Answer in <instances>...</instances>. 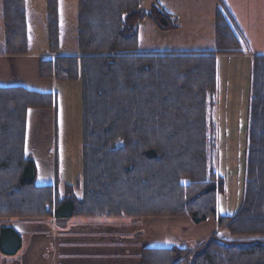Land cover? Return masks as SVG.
Instances as JSON below:
<instances>
[{"label": "trees", "instance_id": "16d2710c", "mask_svg": "<svg viewBox=\"0 0 264 264\" xmlns=\"http://www.w3.org/2000/svg\"><path fill=\"white\" fill-rule=\"evenodd\" d=\"M145 1L78 0L80 53L62 56L55 53L58 0H48L51 52L39 73L80 83L83 196H74L75 186L63 183L57 169L55 184L39 185L35 159L26 151L29 110L53 108L56 95L0 86V218L187 216L196 224L216 218L225 237L216 233L197 248L143 247L141 264H264V56L253 57L245 196L235 214L223 215L212 116L215 57L243 53V39L219 12L217 47L202 52L209 54L204 62L190 71L162 69L178 54L138 51L139 24L147 18L168 31L177 21L159 4L144 10ZM25 5L3 0L7 53L27 51ZM22 245L15 228H1L2 254L15 255Z\"/></svg>", "mask_w": 264, "mask_h": 264}, {"label": "rangeland", "instance_id": "374dc122", "mask_svg": "<svg viewBox=\"0 0 264 264\" xmlns=\"http://www.w3.org/2000/svg\"><path fill=\"white\" fill-rule=\"evenodd\" d=\"M159 4L170 12L177 21V26L171 30H159L155 24L145 18L139 24L138 51L151 53L153 56L164 53L186 54L195 52L211 51L217 47L216 15L221 12L229 20H234L233 15L226 7L223 0H146L142 8L147 10L151 5ZM27 17V46L28 50L34 52H51L50 23L51 18L48 11V0H26ZM58 46L56 55L75 56L80 53L78 39V0H58ZM242 42L245 44L246 42ZM5 47V26L3 21V0H0V49ZM245 54L247 46L242 44ZM221 55V54H219ZM230 55V54H227ZM55 57V56H54ZM161 58L159 61L162 63ZM172 64H161L164 68L175 67V71H190L196 62H190V58L170 56ZM198 59L204 60V57ZM254 61V60H253ZM190 62L191 66L187 65ZM252 71L248 61L236 58H222L220 66L216 67V93L215 107L212 116L216 125V155L215 166L218 174L223 178L224 190L218 196V212L223 215L235 214L242 205L247 178V142L249 127V105L251 102L250 83L253 80ZM185 67L186 70H185ZM160 69V70H162ZM231 69L233 71H228ZM159 70V69H157ZM177 75V73H176ZM177 78V76H173ZM179 87L182 86V79ZM196 81V80H195ZM194 83V81H193ZM62 92L67 93L72 108L60 107L59 135L57 136V157L59 159V176L63 183L75 186L74 196L82 198L83 182L79 183L82 176V125H77L82 113L75 108L77 92L80 95V83L62 84ZM195 87L196 85L193 84ZM199 87V84H197ZM196 89V88H195ZM81 96V95H80ZM167 102H173L174 97H166ZM81 100V99H80ZM179 105L176 106V108ZM67 107V105H66ZM69 130H71L69 132ZM51 142V141H50ZM52 144V143H51ZM32 143L26 140V151H32ZM40 153H46L49 141L41 142ZM51 155L39 156V160H53L56 153L50 148ZM31 156V155H30ZM34 158V157H33ZM35 159V158H34ZM55 159V158H54ZM150 170V169H149ZM43 171V168H41ZM153 177L156 174L153 173ZM52 184V183H51ZM151 184V182H150ZM48 185V184H47ZM63 193V191H61ZM154 205L160 204L158 201ZM105 203V202H103ZM164 203L160 204L163 205ZM167 204V202H165ZM77 224L82 223V228L88 232L89 237L104 241L109 247L104 248L102 256L118 254L122 264H140L141 251L143 247H179L197 248L204 240L214 234L211 225L201 226L196 224L190 217H72ZM46 218H0V232L4 226H12L15 223L25 221L35 224L38 221L52 220ZM57 228L67 225L63 218H56ZM71 218H68V220ZM211 219V218H210ZM207 222V221H206ZM24 223V222H23ZM205 223V222H203ZM202 223V224H203ZM148 225H151L148 227ZM200 226V227H199ZM23 240L27 245L32 234H43V228L28 225L25 228ZM195 229L192 235L193 230ZM225 231V229H224ZM28 234V235H27ZM221 237L227 235L226 231L219 233ZM30 236V237H29ZM196 242L194 244L186 243ZM17 255L7 256L0 251V264H26L23 261L27 246ZM23 246V245H22ZM73 264L77 263L79 257L70 253ZM70 257V256H68ZM67 257V258H68ZM25 262V263H24ZM61 264H71L63 262Z\"/></svg>", "mask_w": 264, "mask_h": 264}, {"label": "crops", "instance_id": "0c3cea01", "mask_svg": "<svg viewBox=\"0 0 264 264\" xmlns=\"http://www.w3.org/2000/svg\"><path fill=\"white\" fill-rule=\"evenodd\" d=\"M223 1L233 15V21L237 26L241 38L245 40L244 42H246L244 45L247 46L248 52L245 54L230 55L217 54L215 57L216 63L220 66L223 57L227 59L242 58L250 63L252 71L251 63H253V57L257 55L264 56V0ZM164 52L167 51H162L160 53ZM180 55L197 58V61L190 59V62H196L192 66L190 62L187 64L194 67L200 64V62L201 64L204 62L203 60L200 61V59H198L199 57H205L209 54L202 53L200 56L193 53H186ZM48 57L49 53L30 51L28 50V47L26 52L14 54L7 53L5 51V47L0 49V86H24L32 90L54 93L56 95V104L53 108L47 110L31 109L28 113L26 140L28 150V143H32V151L27 152L35 158L38 169L37 183L40 185H51V183H56V169L59 170L56 139L59 135L58 124L60 107L62 106V109L72 108V104L69 101V98H67L68 94L62 92V86H66L62 84L70 83L58 81L54 77L42 78L40 76L39 64L41 60ZM228 71L233 70L228 69ZM75 108L79 109L81 113V100L78 92L76 95ZM77 125H82V113L79 117ZM70 131L71 130H69V132ZM43 140L49 141V148L46 150V153L39 152L42 149L41 142ZM51 145L54 153H56L54 156L55 159L53 158L51 161V157H49L47 161L42 160L41 162L39 160V156H45L46 154L51 155ZM41 168H43V171H41ZM65 184L67 183L65 182ZM55 221L60 220L53 217L51 221H38L35 224L25 221H18L21 223H15V229L19 232L21 238H23L26 234L25 228L28 225L43 228V234L39 233L32 234L31 237L29 236L30 238L28 239L29 242L27 245L22 239L23 246L20 251L23 250L25 245L27 246L26 253H24L23 258V261H26V264H61L66 261L73 264L70 253H74L79 257L77 263L75 264H122L118 254L113 253L106 256L101 255L105 253L104 248H110L109 251L113 252L111 248L117 247V245H110L111 247H109L104 241H100L96 237H89L90 234L82 228V223L77 224V222L73 221V218L64 220L67 222V225L62 228H57L55 226ZM207 224L211 225L210 229L215 231L214 234L225 232L224 228L219 226L217 219L211 218L207 220V222L200 225L206 226ZM149 226L151 225H148V227ZM194 231L195 229L193 230L192 235L195 234ZM185 241L186 243L189 242L188 240ZM189 243L194 244L196 242L191 241Z\"/></svg>", "mask_w": 264, "mask_h": 264}]
</instances>
